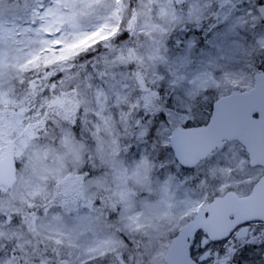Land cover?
I'll use <instances>...</instances> for the list:
<instances>
[{
    "label": "rangeland",
    "instance_id": "374dc122",
    "mask_svg": "<svg viewBox=\"0 0 264 264\" xmlns=\"http://www.w3.org/2000/svg\"><path fill=\"white\" fill-rule=\"evenodd\" d=\"M262 2L133 0L131 6L130 0H0L2 131L8 130L6 113L24 102L21 87L27 73L83 58L73 85L85 110L93 155L102 167L86 182L84 195L93 197L103 189L121 209L122 225L116 229L97 207L72 215L53 209L34 224L43 241L66 250L72 264H163L170 240L199 209L229 191L248 195L262 171L249 167L235 142L190 175L184 173L189 181L181 179L169 149L176 126L149 127L152 118L143 116L154 95H143L145 85L156 91L172 88L180 113L204 125L219 97L249 90L254 74L264 71V23L257 12ZM206 23L215 25L207 42L189 32L180 34L185 27ZM127 27L134 30L132 38L124 35ZM99 46L106 50H97ZM51 132L58 142L28 136L13 143L0 136V154L11 152L17 165L14 186L0 190V250L14 244L20 260L29 258L33 244L27 230L10 220L41 207L53 186L81 163L69 127L55 121ZM256 231L246 242L219 244L198 235L192 256L199 264H228V255L241 246L245 264H264L255 260L258 253L264 255V243H255ZM123 234L144 239L132 243L133 250H140L128 255ZM0 264L12 260L0 256Z\"/></svg>",
    "mask_w": 264,
    "mask_h": 264
},
{
    "label": "trees",
    "instance_id": "16d2710c",
    "mask_svg": "<svg viewBox=\"0 0 264 264\" xmlns=\"http://www.w3.org/2000/svg\"><path fill=\"white\" fill-rule=\"evenodd\" d=\"M132 1L130 0L131 6ZM134 7H135V2ZM126 26V25H125ZM214 24L206 23L201 27L197 26L193 29L185 27L181 29L180 34L189 32L194 35V38L200 43L209 41L210 33L212 34ZM125 28V27H124ZM134 30H127L124 35L127 38H132ZM173 44L176 45V43ZM97 50H106L105 46H99ZM83 58H74L71 60H63L56 66H51L44 69L35 70L27 73V80L21 87L25 94L23 104L13 111H8L6 114L7 128L5 132L0 125V136H5L7 140L16 143L23 137L42 138L41 142L48 138L55 137L57 133L51 132L54 127V122L57 121L60 125L68 126L71 130L72 137L76 144L80 147L81 163L73 174H68L62 180L57 182V185L52 189L49 199L42 204L41 207L28 209L24 213L16 214L12 220L13 224H20L23 229H26L33 244V252L29 258L19 259V253L16 246L7 243L0 250V256H8L12 260V264H72L71 259L66 250L55 247L48 241H43L37 234L34 224L38 217L53 209L62 211L67 215H72L77 209H86L91 207L99 208L105 216L108 223L113 227H120L121 224V209L120 206L110 197L103 189H96V194L93 197H85L84 188L86 182L96 178L101 172V164L93 155L94 143L90 135L85 129L86 115L84 107L78 101L76 95V87L73 85L74 80H77V70ZM138 71V67H134ZM145 93L143 96L150 97V111L145 110L143 119L152 118L149 121V127L156 124L165 123L170 128L174 126L199 125L191 122L189 115L180 113V107L175 103L173 89L162 88L159 91L145 85ZM144 97V98H146ZM209 107V106H208ZM190 111L193 108L189 107ZM145 122H143L144 124ZM151 123V125H150ZM152 133V129L149 128ZM146 134L150 135L148 129ZM177 172L181 179L185 182L189 178L183 174L190 175L192 171L180 169L176 166ZM126 237L127 254L140 250V247L132 249V243L143 242L142 239L134 240L130 235L123 234ZM133 240V241H132ZM44 242V244H43ZM246 245V243L244 244ZM1 248V245H0ZM243 251L241 246H235L234 250L226 258L228 264H245L243 261ZM255 259L258 263H264V255L258 253ZM238 259V262L235 260Z\"/></svg>",
    "mask_w": 264,
    "mask_h": 264
},
{
    "label": "water",
    "instance_id": "95a60500",
    "mask_svg": "<svg viewBox=\"0 0 264 264\" xmlns=\"http://www.w3.org/2000/svg\"><path fill=\"white\" fill-rule=\"evenodd\" d=\"M257 10L264 22V4ZM232 141L243 147L250 167L263 169L262 176L248 196L228 192L198 210L170 241L164 264H195L188 248L199 231L205 233L208 241L219 242L229 238L238 227L264 223V73L254 75V86L249 91H234L218 99L205 126L174 129L169 146L177 163L192 169ZM14 181L15 165L8 155L0 159V186L10 188ZM238 237H246V228L238 232Z\"/></svg>",
    "mask_w": 264,
    "mask_h": 264
},
{
    "label": "flooded vegetation",
    "instance_id": "af4514ba",
    "mask_svg": "<svg viewBox=\"0 0 264 264\" xmlns=\"http://www.w3.org/2000/svg\"><path fill=\"white\" fill-rule=\"evenodd\" d=\"M254 228L259 229V233H256L254 237L255 243L263 244L264 243V224H253V225L248 226V235L252 232Z\"/></svg>",
    "mask_w": 264,
    "mask_h": 264
}]
</instances>
